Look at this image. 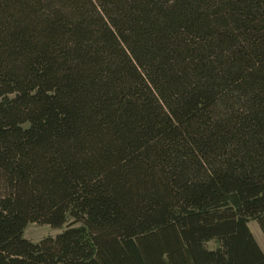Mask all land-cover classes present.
Returning a JSON list of instances; mask_svg holds the SVG:
<instances>
[{"label":"trees","instance_id":"trees-1","mask_svg":"<svg viewBox=\"0 0 264 264\" xmlns=\"http://www.w3.org/2000/svg\"><path fill=\"white\" fill-rule=\"evenodd\" d=\"M251 222L264 0H0V264H264Z\"/></svg>","mask_w":264,"mask_h":264},{"label":"rangeland","instance_id":"rangeland-1","mask_svg":"<svg viewBox=\"0 0 264 264\" xmlns=\"http://www.w3.org/2000/svg\"><path fill=\"white\" fill-rule=\"evenodd\" d=\"M66 227L63 229H53L47 225H39V224H30L24 233V238L34 244L40 243L48 238H56L62 232H64ZM249 228L257 241L258 245L260 246L261 250L264 253V235L256 222H251L249 224ZM209 248L214 249L216 248L215 243H210Z\"/></svg>","mask_w":264,"mask_h":264}]
</instances>
